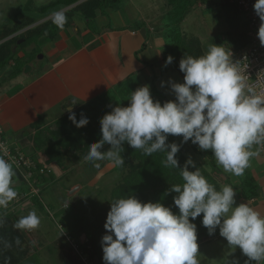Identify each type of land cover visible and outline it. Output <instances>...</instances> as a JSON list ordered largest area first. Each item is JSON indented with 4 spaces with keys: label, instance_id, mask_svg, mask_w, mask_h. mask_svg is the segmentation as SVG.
I'll return each mask as SVG.
<instances>
[{
    "label": "clouds",
    "instance_id": "obj_1",
    "mask_svg": "<svg viewBox=\"0 0 264 264\" xmlns=\"http://www.w3.org/2000/svg\"><path fill=\"white\" fill-rule=\"evenodd\" d=\"M253 9L261 24L258 39L264 46V0H255ZM53 23L63 27V13L53 14ZM233 53L225 45L212 44L199 57L184 55L179 62L183 83L169 81L174 100L161 104L154 101L150 86L144 85L130 93L128 106L114 107L100 120L102 139L92 143L85 162L100 168L98 161L124 166L123 145L142 150L151 156L166 153L165 167L179 169L182 184L171 185L167 194L175 193L172 208L160 202H141L135 196L119 198L111 203L101 240L103 264H199L200 254L195 221L209 236L219 230L227 242L229 256L239 248L247 257L245 264H264V215L247 203L236 204L235 189L228 184L219 190L210 184L191 158L180 168L176 159L180 145L166 143L168 136L191 141L201 151H211L218 167L237 177L244 175L250 161L264 149V82L249 84V76L233 61ZM168 56L165 66L173 62ZM164 87V82H161ZM261 87V91H257ZM76 105L75 99L70 101ZM69 120L83 128L89 120L81 114L77 122L71 107ZM105 145L109 150L101 151ZM253 146H258L252 150ZM194 171H189V168ZM13 165L0 156V209H7L15 200ZM0 216V229L5 226ZM35 211L20 217L13 229L31 232L40 225ZM20 245L17 237L14 241ZM13 243L0 236V257ZM0 264H10L8 257ZM227 264H239L229 260Z\"/></svg>",
    "mask_w": 264,
    "mask_h": 264
},
{
    "label": "rangeland",
    "instance_id": "obj_2",
    "mask_svg": "<svg viewBox=\"0 0 264 264\" xmlns=\"http://www.w3.org/2000/svg\"><path fill=\"white\" fill-rule=\"evenodd\" d=\"M51 1L56 0H31L30 2H28V0H0V30L6 29V27L11 26L16 20L26 16L33 15L36 18H41L44 14L38 13L36 8L46 5ZM81 1L83 0H80L77 4ZM199 4V1L194 4V0L191 2L188 0H176L173 6L168 0H123L121 10H107L104 15L98 11L97 17L94 20L86 22L78 16L79 18L74 19V28L70 29L72 33L67 31L64 33V37H68V40L71 41L70 45L76 47L88 41L87 38L84 39L82 37L84 32L90 31L94 36L102 33L104 29L107 28L112 30L120 29L140 32L141 28H143V30L145 28L142 26V19L144 20L143 14L150 13V9L152 12L156 9V15L162 17V26L157 27V25L151 24L157 30L162 27V32H160V35L157 37H154V40L157 42H154L155 46L163 42L165 46L164 49H167L172 39H174L173 36L177 34V36H180V45L186 47L188 43L191 42L200 46L203 54L207 52L209 46L212 44L217 46L225 45L226 49L230 48L233 55L236 54L237 49H235L231 43L230 30L233 25L239 26L241 25L240 23L246 22L247 18L244 12L232 4L226 6L225 0H210L208 3H204V7H199ZM57 6L58 8H62L64 5L58 1ZM70 8L71 7L62 9L59 13L65 12ZM233 8L235 12H232ZM184 10H186L183 15L184 18L183 20H179V17H181L179 14H182ZM51 11L52 10H49L47 13ZM51 17H53V14L39 20L36 24L46 21ZM77 29L78 32H74V30ZM23 31L24 30L13 36H18ZM142 35L144 34L142 33ZM11 37L3 41H7ZM39 39L40 38L34 40L31 44H27L21 50L24 54L23 61L28 63V65L24 67L23 75L31 79H36L49 67L50 60L44 55ZM40 55L43 56L42 59H39ZM140 57L145 58L146 53L140 54ZM13 65L14 63L11 61L5 68L0 70V96L13 89V86L17 83L16 81L15 84H11L10 73L13 70ZM161 76L164 85L168 87L164 89L157 84V87L150 92L154 101H159L163 104L164 102L175 99L174 95L171 94L170 84L168 82L171 80L176 83H183V75L176 70L173 65H170L168 71ZM132 79L135 80L136 84V78H130L125 84L115 88L107 94V96L99 98L97 101L93 102L92 105L90 104L82 110L78 109L77 122L81 114L86 116L89 120V123L83 128H77L69 120L68 117L70 113H66L65 104H58L56 107L54 106L55 108L52 107L50 111H43L38 115L39 117L37 121L34 122L35 124L33 123L34 125H31L32 130L37 132V149L39 150V148L45 146L46 148L48 147V151L51 155L56 154V156H60L59 150L62 152L65 148H61L62 146H60V144H69L71 141V139H69V142H67L65 136L67 134L75 135V143L77 141L76 138L84 135L85 131L87 134L90 133V136H93L89 139L91 140L89 142L90 145L99 142L102 138L100 120L105 114L110 113L114 107L128 106L127 100L130 93L139 88L138 85L134 87ZM66 114L67 116L65 117ZM94 135L96 137H94ZM71 146L74 147L77 145ZM127 146V144L123 145L124 148ZM191 146L193 147L194 145H192L190 141L187 143H180V150L184 149L186 159L188 160L191 158L194 163L199 162L209 170L212 169L210 160L194 152ZM195 146L198 147V145ZM107 148L109 147L101 151H107ZM186 148H189V150L186 151ZM256 149L257 146H253L252 150ZM23 150L28 155L36 154L34 149L33 151H29L28 149ZM51 150H53V152H51ZM67 152L68 151H66V153ZM71 159L75 161V157H73L72 154ZM123 159H126V157L123 156ZM263 160L264 157L259 154L250 161V164L253 163L254 167L258 168L256 171H261V173H257V175H254L251 172L252 170L247 168L244 175L237 177L231 173H225L217 164L216 167L217 171L222 173L220 176L223 178L225 176L227 178L228 183L226 182L225 184L231 185L233 188H238V193H241L239 189L240 185L238 184L239 179H242L244 176L255 177L256 179L258 175L264 176L261 170ZM61 163H63L67 169V177L62 176L63 173L60 167L59 169L56 168V171L53 169L56 180L50 182L43 188L46 192L49 188L54 187L63 193L61 187L65 188L66 186L68 191L65 192L70 197L68 196V199H66L68 201L65 202L62 207H64L67 212H62L60 217L55 216L56 207L58 206L56 203L60 200L57 198L56 194L52 196V199L50 198L51 201L54 200V202H56L55 204L52 205L42 195L40 200L43 203L45 202V209L43 208L42 210L38 206H35L33 207L34 209L29 211H35L41 221L39 227L31 231L32 233L28 236L33 239L31 242L36 246L34 252L37 251V254L33 253L34 258L37 264H69L70 262L63 252L69 250L72 255L76 256L79 250L76 253L77 248H75L74 244L77 242L83 248L87 240L91 239L93 245L91 251L96 255L95 264H98L96 260L97 257L100 258V264H103L101 240L103 235L107 234L104 229V224L106 222L107 213L110 211V205L114 201V195L118 188L122 187V179L126 176L127 171H122L121 168L113 166L109 161H98L97 163L101 165L100 168H95L93 164L89 162L78 163L76 161H66ZM235 177H237V179ZM76 184L77 186H75ZM78 186L81 187L79 191L78 189L80 187ZM262 189L264 191V187H262ZM48 192L49 191H47V193ZM70 192L72 193L69 194ZM236 196L238 197V194H236ZM236 196V204L239 205V199ZM19 208L20 207H18V210ZM50 213L54 214V220L51 219ZM59 223L66 226L64 232L57 227ZM64 233H68V237L71 235L73 238H66ZM217 235L218 239H213L207 245L199 247L200 254L197 256L199 264H227L228 259L238 260L239 264H245L247 257L243 256L241 250L237 248L236 251L229 256L226 240L220 237L219 233ZM30 238L29 240H31ZM59 239H62L65 243H63L65 246L63 249H61L60 244L57 243ZM88 255L91 254L88 253ZM81 259V264H93V261L89 260L86 254H81ZM27 262L29 261L27 260ZM75 264H79L77 260ZM253 264H255V262H253Z\"/></svg>",
    "mask_w": 264,
    "mask_h": 264
},
{
    "label": "crops",
    "instance_id": "obj_3",
    "mask_svg": "<svg viewBox=\"0 0 264 264\" xmlns=\"http://www.w3.org/2000/svg\"><path fill=\"white\" fill-rule=\"evenodd\" d=\"M204 1L208 3L210 0ZM228 3L232 4V0H225L226 6H228ZM200 5L201 4H199V7ZM155 11L156 9H154L153 12L150 9V13L143 14L144 20L142 19V26L145 28L144 30L141 28L142 32L120 29L112 30L110 28L104 29V31L97 34V36H94L90 31L84 32L82 37L84 39L87 38L88 41L76 47L70 45L71 41L68 40V37H64V33L67 31L72 33V30H70L71 28L63 30L58 40L40 38L39 40L43 48L42 51L50 60L49 67L36 79L26 77L23 73L11 79L12 85L15 84L16 81L17 83L13 86V89L0 96V125L4 129L5 136L9 143L16 149L22 151L37 165L49 167L53 175L56 168L59 169L62 165L64 167V169L62 167L60 168L63 173L62 176L67 177V169L61 162H75L71 159L70 152L62 155L63 151L61 152L59 150L60 156L55 158L56 162L47 164V160L50 159L51 156H56V154L47 157L46 151L48 147L46 148L43 146L39 148V150L37 149V132L32 130L31 125L37 121L39 114L43 111L52 110L51 108L54 106L56 107L58 104H65L66 113L68 112V107H71L72 111L76 114V118H78V109L82 110L84 107L90 104L92 105L93 102L97 101L99 98L107 96V94L115 88L125 84L130 78H136V84L135 80L132 79L134 87H136V85H138V87L148 85L150 86V91L155 89L157 84L161 87V82H163L161 80V75L168 70L161 72V67L164 64V43L160 42L158 46H155L157 42L154 40V37H157L160 35V32H162V27L157 30L151 24L153 23L157 25V27L162 26V17L156 15L157 12ZM232 12H235L234 8ZM76 31L78 32V29L74 30V32ZM142 33L144 35H142ZM15 49L16 48H13V50ZM20 53L21 54L18 56L23 58V51ZM142 53H146L145 58L140 57ZM167 87V85H164V87L161 88L166 89ZM73 99L77 101L76 105L71 104L70 101ZM66 116L67 114L65 117ZM79 118H81V116ZM88 135H90V133L87 134L85 131L84 135H81V137L85 138ZM94 137L96 136L94 135ZM81 143L82 140L80 139V144ZM106 147L110 148V145H105L103 149L106 150ZM109 148H107V150ZM23 149H28L29 151H33L34 149L36 154L28 155ZM123 156L126 157L124 153H122V157ZM124 161H126V159H124ZM82 162H85V160ZM262 164L261 170L264 173V160ZM257 166L260 167L259 165ZM248 168L252 170L251 172L254 175L261 173V171H256L258 168L254 167L253 163H251ZM13 170L16 173L14 177L15 182L13 184L15 191L18 195L27 194V197L18 204H15L13 200L7 209H0V212L15 213L18 215L19 219L22 216H26L29 211L34 209L33 207L35 206L32 203V197L36 196L39 203L45 209V202L43 203L40 197L43 195V197L53 205L56 202H54V200H52V202L50 198L52 199L54 194L60 199L57 201L58 203H56L58 204L56 211L63 210L67 212L62 205L68 201L66 199H68L69 195H67L63 187H61L63 193L54 187L49 188L47 190L49 192L47 193L43 187L50 182L39 184L40 182H37V177L35 176L34 181L37 182L35 187L40 190L37 195L31 194L32 192L30 184L27 182L26 171L14 168ZM220 174L222 175V173H219V175L215 174V177L219 178L220 186L222 187L226 183V177L224 176L223 178ZM244 177L239 179L238 184L240 186L244 183ZM235 178L237 179V177ZM252 178L259 188L258 197L256 199L246 200L242 197L240 192L238 193V188H234L238 194V197H236L239 199V204L247 203L250 207L264 215V191L262 189V187H264L262 186L264 185V176L258 175L257 179L255 177ZM75 186H77V184ZM65 188L67 187L65 186ZM80 189L81 187L78 191ZM18 207H20L19 210ZM213 239H218V235L198 243V245L199 247L207 245ZM34 253L37 254V251ZM35 261L36 260H34L33 264H37V261ZM97 263H99L98 260Z\"/></svg>",
    "mask_w": 264,
    "mask_h": 264
},
{
    "label": "trees",
    "instance_id": "obj_4",
    "mask_svg": "<svg viewBox=\"0 0 264 264\" xmlns=\"http://www.w3.org/2000/svg\"><path fill=\"white\" fill-rule=\"evenodd\" d=\"M31 0H28L30 2ZM61 2L64 6L62 8H58L57 2ZM56 0L51 1L46 5H42L39 8H36L38 13L44 14L41 18H36L33 15L26 16L22 19L16 20L11 26L6 27L4 30H0V70L5 68L11 61H13V70L10 73V79L16 78L20 74L23 73L24 67L28 65L23 61L22 57H18L20 51L27 45L31 44L34 40L38 38H48L52 40H58L60 38V33L69 28H74V19L81 18L84 21L88 22L91 20L96 19L98 11L101 14H105L107 10L110 11H118L121 9V4L123 0H83L77 4L80 0ZM176 0H168V2L173 6ZM192 1V0H188ZM199 1L200 7H204L206 1L204 0H194V4ZM229 4V3H228ZM234 6V5H233ZM67 11L62 12L63 15L66 17V23H64L63 27H58L56 24L53 23V17L43 21L39 24H36L39 20L44 19L54 13L59 12L62 9L69 8ZM49 10H52L50 13H47ZM186 10L179 17V20H183L184 14ZM79 16V17H78ZM24 30L18 36H13L20 31ZM231 43L237 49V52L245 48L250 43V36H249V26L247 22L239 26H232L231 27ZM12 36V37H11ZM7 41H3L6 38H9ZM171 44L167 49L164 50V64L161 67V72H165L169 69L170 65H173L176 70H179V62L184 57V55H191L193 57H199L203 55L201 47L193 44L191 42L188 43L186 47L180 45L181 40L179 39L180 36L175 34L173 36ZM23 40L20 45H17V41ZM13 48H16L13 50ZM168 56H172L173 62L165 66V62ZM23 61V62H21ZM181 73V72H180ZM183 75V73H182ZM35 124V123H34ZM33 124V125H34ZM32 125V126H33ZM67 142L71 139L69 144H60L61 148H64V154L66 151L70 152L73 157H75L76 162H82L84 160L85 155L88 153V147H90L89 140L91 138L90 135L87 137H77V141L74 143L75 135H67ZM79 139V141H78ZM80 139L82 143L80 144ZM86 140V141H85ZM182 141V137L176 136H168L166 143H176L180 145ZM191 142V141H190ZM88 144V145H85ZM77 145V146H71ZM194 145V144H192ZM192 150L200 155L207 157L210 160V164L212 169H208L207 167L203 166L201 163H195L197 168H200L201 173L206 177L208 182L214 185L217 190L221 188L220 181L218 177H215V174L219 175L217 171L216 163L213 158V154L211 151H201L195 145L192 147ZM186 151L189 148L185 149ZM53 152V150H51ZM62 153V154H63ZM126 155V161L124 166L119 167L122 171L126 170V176L122 179L123 184L121 188H118L116 194L114 195V201L119 198H126L127 196L133 195L141 202H160L165 207L172 208V211L175 214H178V209L175 208L173 204V196L176 195L175 193L167 194L168 190L170 189L171 185L174 184H182V178L179 174V169H173L170 167H165L163 161L166 159V153L164 152H156L153 153L151 156L145 155L142 150H135L131 148L129 145L124 148V152ZM47 157L51 155V153L46 151ZM58 156H51L48 159L47 164H52L56 162L55 158ZM176 159L179 161V166L182 168L187 161L185 156L184 149L180 150L177 153ZM64 169V167L61 165ZM60 167V168H61ZM194 168H189V171H194ZM218 172V173H217ZM45 173V174H44ZM36 174L37 182L39 184L46 183V182H54L55 176L53 173L46 174ZM135 173V174H134ZM36 182V183H37ZM225 182L228 183L227 178ZM241 191V195L246 200L256 199L258 197V186L256 185L254 179L252 177H244V183L239 187ZM64 191H68L67 188H64ZM32 203L34 206H38L40 209L43 210L42 205L39 203V200L36 196L31 198ZM113 201V202H114ZM64 212L63 210L55 211V216L60 217L61 213ZM0 216H3L6 223L4 228L0 229V236H3L6 240L13 243V246L3 252V257H8L10 259V264H33L35 258H33L34 249L36 246L31 242L33 239L28 237L32 232H21L18 230L13 229L12 225L18 220V215L15 213H8L5 211L0 212ZM202 216L198 217L195 221H191L195 223L197 226V236H198V243H201L205 240L211 239L219 233L217 229L216 233L212 236H209L208 230L204 228L201 224ZM62 221V220H61ZM71 237V235H69ZM19 238L21 243L20 245H16L14 243L16 238ZM29 238L31 240H29ZM73 238V237H71ZM74 240V239H73ZM41 242V241H40ZM58 244H60L61 249H63L64 242L62 239H59ZM64 243V244H63ZM77 243V242H76ZM78 244L79 250L82 251L83 254L87 255V258L93 261L95 264V257L96 255L91 251L93 245L91 239L87 240V243L82 246ZM64 255L68 258L69 264H75L77 260L79 264H81V258L76 255H72L69 250H65ZM91 254V255H88ZM94 255V256H93ZM3 257H0L2 259ZM27 260L29 262H27ZM98 264L101 263L100 258L97 257Z\"/></svg>",
    "mask_w": 264,
    "mask_h": 264
},
{
    "label": "built area",
    "instance_id": "obj_5",
    "mask_svg": "<svg viewBox=\"0 0 264 264\" xmlns=\"http://www.w3.org/2000/svg\"><path fill=\"white\" fill-rule=\"evenodd\" d=\"M254 3L255 0H232V4L239 10L244 12V14L246 15V22L249 26V36L251 40L249 45L236 52V54H234L232 57L234 62H240L241 71L249 76V79L247 81L249 84H255L258 80L264 82V46H261L257 36L261 21L259 20L253 9ZM257 91H261V87H257ZM260 154L264 157V149L260 150ZM0 156H3L4 159L9 161L13 165L14 169L26 171L28 180L27 182L30 184L32 192L31 194L37 195L40 190L39 188L35 187L36 181H34V178L36 174H43L44 172H46V174L53 173L49 167H46L44 165H37L22 151L13 147L7 140L5 131L1 125ZM26 197L27 194L18 195L14 200L15 204L20 203ZM50 217L52 220H54V214L50 213ZM57 227L61 231L63 230V232L66 229V226L60 223L57 224ZM68 233L64 234L66 238L70 239V236L68 237ZM74 246L75 248H77V253L79 250L78 244L75 243ZM79 252L77 253V255L81 258V254L83 253L81 250H79Z\"/></svg>",
    "mask_w": 264,
    "mask_h": 264
},
{
    "label": "water",
    "instance_id": "obj_6",
    "mask_svg": "<svg viewBox=\"0 0 264 264\" xmlns=\"http://www.w3.org/2000/svg\"><path fill=\"white\" fill-rule=\"evenodd\" d=\"M22 42H23V40H19V41L17 42V45H19V44L22 43ZM42 57H43V56L40 55V56H39V59H42ZM71 193H72V192H70V194H71Z\"/></svg>",
    "mask_w": 264,
    "mask_h": 264
}]
</instances>
